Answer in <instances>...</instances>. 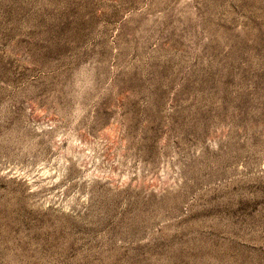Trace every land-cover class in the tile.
<instances>
[{
	"label": "rangeland",
	"instance_id": "obj_1",
	"mask_svg": "<svg viewBox=\"0 0 264 264\" xmlns=\"http://www.w3.org/2000/svg\"><path fill=\"white\" fill-rule=\"evenodd\" d=\"M0 264H264V0H0Z\"/></svg>",
	"mask_w": 264,
	"mask_h": 264
}]
</instances>
